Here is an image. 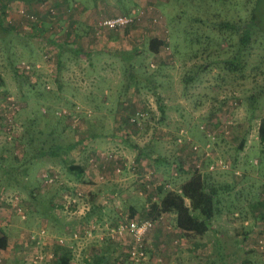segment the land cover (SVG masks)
Listing matches in <instances>:
<instances>
[{"label": "rangeland", "instance_id": "374dc122", "mask_svg": "<svg viewBox=\"0 0 264 264\" xmlns=\"http://www.w3.org/2000/svg\"><path fill=\"white\" fill-rule=\"evenodd\" d=\"M53 1L49 0L45 7H52L59 13L61 9L59 8V11ZM82 2L85 9L89 10V13L83 14H89L94 21L99 17L125 13L133 7L132 0ZM146 2L151 4L152 13L161 16V22L158 26H152L149 20L145 19L133 34L128 32L132 37H129L130 47L127 49L133 51L139 46L141 52L134 50V55L129 58L121 57L119 52H116L118 55L114 54L113 49L112 54H107L108 56H98V61H104V69L109 71V74L100 75L101 79H96V86L110 83L117 87L118 84L123 86L127 83L132 87L131 90H119L128 101V105L121 108L117 105L102 107L101 101L105 93L101 88L91 92L92 104L88 103V97L85 96L90 91L81 89L75 91L74 95L73 89L80 87L76 86L77 79L73 81L70 78L74 76V72L69 73L70 67L74 70H85L88 66H82L85 63L75 59L68 52L63 53L62 70L56 82L51 80L52 77L49 80L43 70L31 78L26 76L28 79L17 75V65L22 61L38 58L39 50L43 46L18 32L0 36V75L4 81V85L0 87V149L3 148L7 156V161H0V166L9 167L20 163L25 147H21L15 140H18L25 130L37 134L44 143L52 139L48 133L55 128V144L78 143L66 156L68 163L85 165L87 168L90 155L102 153L104 160L108 154L113 155V161L109 159L100 164L105 166L101 174L106 175V182H100L99 172L91 169L83 180L69 185L65 183L68 176L63 164L57 156L50 154L48 144L44 145V156L37 163L30 165L27 179L22 178L21 187L18 189L21 196L20 206L26 220L21 221L11 206L3 203L2 208L0 207V233L10 238V252L8 256L0 257V264H16L24 260L27 253L41 254L48 263L54 262L56 238L68 235L91 221H95L100 229L92 238L81 241L78 248L72 243L74 256L71 262L118 264L126 258L130 239L125 236L119 242L113 241L107 227L113 229L124 218L155 221L154 228L145 237L147 258L142 264H239L244 258L239 242L241 239L238 240L236 236L242 230L241 223L240 220H233L231 211L242 210L252 221L253 214L260 208H251L250 203L257 194L259 183L264 181V154L257 138L258 125L264 117V95L257 96L259 91L264 89V41L261 38L252 43L244 57L243 68L233 72L226 65L228 61H233L236 53L233 48V36H230L228 31L218 32L217 27L222 21L233 23L246 19L250 12L247 0ZM9 6L5 24L15 27L14 22L19 19V6ZM45 18L48 17L44 13L43 19ZM10 21L12 25L9 24ZM77 30L84 38L79 42L80 45L87 49L91 31L85 26H79ZM165 35L168 36V50L163 49L157 56L149 54L148 41L153 37L163 39ZM110 37L108 38H117L114 35ZM237 40L235 37L234 42ZM201 65H206L205 70L198 73ZM195 74L196 79L185 86L184 79ZM43 81H47L49 90L45 88ZM35 83L37 85L33 86ZM57 83L62 85L60 93L57 91ZM75 96V104L90 109L92 116L84 118L81 114L82 126L73 130L65 119L55 114V111L60 108L71 109L75 105L71 103V97ZM253 96L258 97L256 102L252 101ZM157 99L165 109L162 121L157 110ZM5 101L14 102V109H3ZM42 108L48 113L46 117L42 116ZM106 108L111 115L119 114V124L115 122V118L100 119ZM138 111L146 115L141 130L126 124L128 116ZM227 121L232 125L226 126ZM5 123L12 124V128L6 130L9 136L13 137L11 139L5 135L1 126ZM181 128L188 132L193 141L201 145L206 143L201 130L208 131L213 139L211 143L215 147L213 152L216 156L229 160L236 158V165L244 176V180H236L230 173L217 176L218 185H229L232 189L222 194L220 214L208 233L202 237L182 235L173 226V215L157 213L152 207V198L157 197L156 194L160 193V190H153V185L145 195L138 194L144 175L151 177L153 184L161 181L163 177L169 181L170 166H182L185 164L184 160L192 156L189 149L178 147L173 140ZM112 133L115 137H106ZM93 135L101 137L94 139ZM242 138L246 139L245 154H240L245 150L236 151ZM136 147L143 149L149 156L141 165L132 162L136 157ZM14 156L17 160H13ZM121 156L123 160H120ZM254 160H257V165L252 164ZM47 167H53L58 172L63 187H40L38 174ZM115 167L121 169L120 174H114ZM149 172L153 174L149 175ZM186 173L187 175H183L179 180V185L188 179L190 172ZM24 185H27L25 189ZM2 186L4 182L0 179V191L3 190ZM71 188L80 189L87 196L91 206L90 217H70L60 209L49 213L46 205L52 199L58 200L62 193ZM5 191L7 192L4 194L15 192L10 188ZM41 229L48 234V243L45 246L36 242L30 243V236L37 234ZM66 245L68 247L71 243ZM96 257L102 258L101 263L97 262ZM245 257L252 259L254 263L264 264V255L254 253Z\"/></svg>", "mask_w": 264, "mask_h": 264}, {"label": "trees", "instance_id": "16d2710c", "mask_svg": "<svg viewBox=\"0 0 264 264\" xmlns=\"http://www.w3.org/2000/svg\"><path fill=\"white\" fill-rule=\"evenodd\" d=\"M47 0H0V36L3 34H9L11 32L15 33L18 32L17 29L13 26H10L8 24H5V18L7 16V9L10 7V4H18L22 5L27 10L34 12L35 8H37L39 5L45 4ZM248 4L250 5V12L248 14V17L242 21L238 22H220L218 24L217 30L218 32L228 31L230 36H233V48L236 49V53L233 57V61H228L226 65L228 68L233 72L241 71L243 68L245 61L244 57L246 55L247 50L249 49L250 45L258 39H263L264 41V0H247ZM40 16V14H39ZM50 18H45V22H43L41 29H39L37 34L29 35L27 37H32L33 39H41L42 41H39L36 39L37 42H39L41 45L42 42H45L47 44H52L55 47L56 50V61H57V72H56V78H59L60 72L62 70V65H60V58L62 54L64 53V50L61 49L60 41L58 42L55 38V31L54 28L49 27V25L45 24L46 22H49ZM49 32L48 34H43V32ZM19 34V32H18ZM48 35V36H46ZM237 37L238 40L235 43L234 38ZM168 42H166L165 38H159V37H153L148 41V53L157 56L160 55L162 50L165 49ZM168 47V46H167ZM206 65H201L198 68V73L205 70ZM17 75H20L24 77V79H28L26 76L21 73L18 68ZM196 74L191 75L184 79L183 84L187 86L188 84L192 83L196 79ZM4 85V81L2 79V76L0 75V87ZM37 83L33 84V86H36ZM264 95V89L259 91L257 96ZM258 97L253 96L252 101L256 102ZM158 101V107L157 110L160 114V120H163V116L165 113L164 107L161 105L160 100ZM48 113L42 115L43 117H46ZM134 115V114H133ZM130 116H128L126 120V124L131 125L132 127H135V125H132L129 123ZM2 118H0V121ZM34 122V121H32ZM128 122V123H127ZM32 125V123H30ZM4 128V133L7 137L10 139L13 138L9 136L6 130H9L12 128V124L10 125H1ZM144 126V124H143ZM55 128L49 131L48 135L52 136L51 140H48L43 143L42 140H40V137L35 135L33 132L31 133L28 130H25L21 136L18 138V140H15L21 147H25V153L22 156V159L20 161V165H14V166H0V179L1 182H4V186H2V189L0 191V195L4 194L6 188H10V190L15 191L16 194L21 197L18 194V189L22 182V178L27 179V176L29 174V167L30 165L37 163L39 159H42V156L45 154V149L43 148L44 145L48 144V150H50V154L52 156H57L60 160V162L63 164L67 174H69L72 177L75 178H82L85 175L86 167L85 165H77L76 163H68L66 161V156L68 153L77 146L78 143H73L69 145H64L62 143H56L55 135ZM201 132L206 135L205 130H201ZM178 131L173 137V140L175 136L177 135ZM47 135V136H48ZM56 136V135H55ZM257 137L259 140V144L262 147V154H264V117L260 119L258 130H257ZM16 139V138H15ZM209 141V138L207 137V140ZM175 142V140H174ZM246 139L242 138L240 140L239 146L236 149L237 152H241L244 148ZM50 143V144H49ZM176 144V143H175ZM23 145V146H22ZM27 145V147L25 146ZM180 148H187L188 146H179ZM136 152L140 157L143 158H149V156L144 152L141 151L138 147L135 148ZM190 154V153H189ZM191 155V154H190ZM7 156L5 154L4 149H0V161H7ZM13 160H17V157H12ZM194 156H190L187 158L188 162L190 163L189 166L186 167V159L184 160V165L178 166L176 164L171 165V169L169 172V181L173 183V185H177L179 183V180L183 175H187L186 171L190 172V175L188 179L181 183L179 185L181 192H169L168 190L164 189V181L165 178L161 179V181H157L153 184V190H160V193L156 194L157 200L153 202V208L156 209L158 214H169L174 216V228L180 232L184 236H196V237H202L208 231L211 229L212 223L215 221V219L220 214L219 212V206L221 204V196L223 193L228 192L232 189V186L229 187V185H218V181H216L217 176L220 175H226L229 173H224L221 171H216L212 173L207 172H200L197 169L193 167L191 164L193 162ZM89 159V158H88ZM233 162L236 164V158H233ZM88 164V160H87ZM21 167V168H20ZM46 169V168H45ZM44 170V169H43ZM42 171V170H41ZM40 171V173H41ZM185 171V172H184ZM176 173L177 176L174 177L173 173ZM40 173L38 174V181L40 182V187H53L55 185L64 186L63 182L61 181V177L59 182H57L54 185L51 186H44L43 180L40 178ZM242 173V172H241ZM60 176V175H59ZM173 177V178H172ZM238 180H244L243 173L240 177H237ZM28 185V184H27ZM27 185H24L23 188L25 189ZM61 187V188H62ZM14 188V189H13ZM141 189L143 190V187L141 186ZM264 189V184L262 182L259 183V187L257 188V194L254 196L253 202L250 203L251 208H261L264 210V200L262 199L261 193ZM68 191H74L73 188ZM14 192V193H15ZM146 192V190H144ZM34 194V193H33ZM63 194V193H62ZM61 194V195H62ZM34 196V195H33ZM148 196V195H147ZM59 199H61V196H59ZM57 200L52 199L46 207L51 211L49 213H53V210H55V204ZM19 204L21 205V198L19 200ZM55 212V211H54ZM238 213L239 217H235L234 214ZM90 214V213H89ZM87 215V217H90V215ZM231 214L233 215V220L237 219L240 220V222L251 219L248 218L244 214L242 210L233 209L231 211ZM263 214V213H262ZM255 215H253V218ZM85 218V219H86ZM261 218L264 220V214L261 215ZM242 230L239 231L236 236L238 237V240L241 239L240 242V248L244 252V258L241 260L239 264H257L254 263V261L250 258L245 257L249 254H260L264 255V253L257 252L254 249L247 248L243 245L242 235L246 236L248 232V228L244 227L243 224H241ZM66 236V235H63ZM9 245V239L6 235H2L0 233V251H4L7 246ZM60 251V252H59ZM59 254V255H58ZM73 251L72 249L69 250V248H59L57 246V250L54 254V262L56 264H69L70 261L73 258ZM101 259L99 257H96V260H98V263H101ZM25 261V260H24Z\"/></svg>", "mask_w": 264, "mask_h": 264}, {"label": "built area", "instance_id": "2783aa9c", "mask_svg": "<svg viewBox=\"0 0 264 264\" xmlns=\"http://www.w3.org/2000/svg\"><path fill=\"white\" fill-rule=\"evenodd\" d=\"M40 12H42V14H40ZM152 12L153 8L151 4L148 3V5L133 7L129 9L128 12L116 16L99 17L94 21L91 34L95 38H101L105 35L116 34L126 29H134L141 25L145 19L149 20L150 25L158 26L161 22V16ZM44 13L48 18H50V20H55L57 18L56 16H59V13L54 8L48 6L45 7V4L39 5L37 10L34 12H31L22 5H19L17 9L19 19L17 22H14V26L21 35L32 36L37 34L39 29H41L43 22H45V19H43ZM9 24L12 25V21H10ZM51 27L54 28L55 25H51ZM164 32L167 34L166 30ZM164 38L166 42H168V36L165 35ZM37 40L42 41L41 39ZM42 43L43 47L40 51V59L22 61L17 65V68L28 78H31L33 75H38V73L43 70L46 72L45 75L49 77V80L50 77H52L51 80L56 82L57 59L55 47L52 44H47L45 42ZM165 50H168V47H166ZM45 65H48V67H45ZM151 67H153V65H151ZM44 82L45 88L49 90L50 87L47 85V81H43V84ZM14 107L15 103L11 101L8 103L5 101L3 105V109H8L9 111L13 110ZM41 111L44 114L47 112L44 108H42ZM55 114L59 118L65 119L70 128L75 130L77 127L79 128L82 126L81 123H83V121L82 118H80V115L82 114L84 118L85 116L90 118L92 116V111L75 104L71 109L60 108L55 111ZM145 116L144 112L138 111L134 115L130 116L129 123L135 125L138 130H141L143 128V120ZM5 124L8 125L9 123ZM228 125L232 124L227 121L226 126ZM223 132L227 133V131ZM207 134L208 131H206V135ZM207 137L209 138V141H207L204 145L198 144L188 136V132L185 129L181 128L178 130L174 140L176 145H186L189 147L190 154L194 156V160L191 164L198 171L207 173L221 171L224 173H230L232 176L234 175V177H240L242 175L241 170L237 168L233 159L229 160L224 157L216 156L213 152L215 147L211 143L213 139L210 134H208ZM103 157L104 155H102V153H100V155L96 153L90 155L88 159V167L99 172L98 180L100 182H106L108 180L105 174H101V171L105 168V166H100V164H104L105 161L109 159L110 161H113V155L111 154H108L105 160ZM189 165L190 163L186 158V167ZM253 165H257V160H254ZM114 172V174H120L121 169L119 167H115ZM151 173L152 172H149L148 174L151 175ZM173 176L176 177L177 174L174 172ZM40 178L43 180L44 186L54 185L60 180L58 172L53 167H47L42 170ZM141 183L143 190L141 189L138 194L143 196L145 195L144 190H146V193L151 190L153 179H151L148 175H144ZM163 187L169 192H181L179 185L175 186L170 181H164ZM261 196L264 200V189ZM19 200L20 197L16 193L2 194L0 195V207L2 208L3 203L7 204L6 206H11L13 210H15L19 219L21 221H25L26 215L19 204ZM155 200H157V198L153 197L152 201L154 202ZM59 209L70 217L75 216L79 219L86 217L91 212V206L88 198L80 189H75L73 192L68 191L63 193L61 195V199H58L55 204V210L58 211ZM234 216L239 217V214L235 213ZM253 219L254 220L252 221L247 219L240 222L244 225V227L249 226L247 235H242L243 245L247 248L254 249L257 252L264 253V220L261 218V214H257V216ZM154 226L155 221L153 219L134 220L124 218L118 225L113 227V229H109L107 227V230H109V236L113 241L115 240L119 242L120 239L123 240L125 236L130 239L126 251V258L125 260L118 262V264H142L146 260L147 247L145 245V237L154 228ZM99 229V225L95 221H91L87 225L81 226L78 230L66 236H58L55 243L59 248H70L74 251L72 243L76 244L78 248V246L81 245V241L92 238L93 234L97 233ZM100 238L102 239V236H100ZM29 240L30 243L36 242L37 244L45 246V244L49 241V236L44 229H41L37 234L31 235ZM66 242L71 243V245L67 247ZM27 254V257L24 260L28 261L29 264L42 263L45 259L41 254ZM50 258H52V255H50Z\"/></svg>", "mask_w": 264, "mask_h": 264}, {"label": "crops", "instance_id": "0c3cea01", "mask_svg": "<svg viewBox=\"0 0 264 264\" xmlns=\"http://www.w3.org/2000/svg\"><path fill=\"white\" fill-rule=\"evenodd\" d=\"M48 1L49 0H47L45 2L46 5H47ZM146 1L147 0H132V3H133L132 6L136 7V6L148 5V3ZM155 1L156 0H152V3H155ZM148 2H151V0H148ZM53 3H55L58 10L60 8L61 11L59 10L60 11L59 16L55 20H49V22H51L52 24H50L48 22H46L45 24L49 25V27H51V25H55V27H54L55 38L57 39L58 42L60 41L61 49H63L64 52H68V54H71L72 56H74L75 59L78 58V59L82 60V63H85V64H82V66H88V69H85V70H83V68H81V69L75 68L76 70H74L73 67H70L71 71L69 73L74 72V76H72L70 78L73 81H75V79H77L78 82L76 83L77 84L76 86L80 87V89H73L74 95H76L75 91H77V90L84 89V90L90 91L89 93H86L85 96L88 97L87 98L88 103L92 104L91 101L93 100V96H92L91 92H94L93 91L94 89L101 88L103 90V92L105 93V95L103 96V99L101 101L102 107H110L111 105H117L119 108H121V107L128 105L127 99H125L124 96H122L119 93V90H124V91H126V89L131 90L132 89L131 85L124 83L123 86L122 85L119 86V84H118L116 87V86H112L110 83L103 84V86H101V85L96 86L95 84H96V79H99V80L101 79L100 75L106 76L107 74H109V71L104 69V61H102V60L98 61V58H100L98 56H101V55L108 56L107 54H112L113 49L115 52L114 54H117L116 52H119L120 53L119 55L121 57L128 56L129 58H131V56L134 55L133 54L134 50L136 52H141L139 46H137V48H135L133 51H131L130 48L127 49L128 47H130L128 45L129 41H131V39H129V37H132V35L128 34V32L130 31V33L133 34V32L136 31V28L126 29V30L118 32L116 34L105 35L101 38H95L92 36V34H90L91 35L90 41L92 43H90V41H89L88 45H87L88 46L87 49H83V46L80 45L79 42H81L84 38L80 36V33L78 32L77 29L79 26H85V27H87V29L89 31L92 32V27L94 24V18L90 17L89 14L88 15L83 14V13H87V12L89 13V10L85 9V7L82 5V3H83L82 0H54ZM72 5H73V7H72ZM133 7H131V8H133ZM126 12H128V11H126ZM48 33L49 32H47V30L45 32H43V34H48ZM111 35L117 36V38L109 39V38H111L110 37ZM46 36H48V35H46ZM30 38H32V37H30ZM36 39H33V40H36ZM110 50H112V51H110ZM116 50H119V51H116ZM40 51H41V49L39 50V52ZM92 58L95 60L93 61ZM39 59H40V53L38 55V58H36V59L34 58L33 60H39ZM60 60H61L60 65H62L63 54H62ZM93 64H94V66H93ZM98 76H99V78H98ZM79 78H82L83 82ZM105 80L106 79H103V81H105ZM58 82H59V80H58ZM57 91H59V93L62 91V85L59 83H57ZM75 101H76V96L74 98L71 97V103L75 104ZM104 112L105 113L100 115L101 120H103V119L107 120V119L115 118V122L117 124H119V122H121V120H119V114L111 115L110 113L107 112V108L105 109ZM208 134L207 135L203 134V136L206 140H207ZM92 137L94 139H97V138L101 137V135H93ZM92 137H90V138H92ZM106 137L113 138V137H115V134L114 133H112L110 135L107 134ZM245 146H246V144H245ZM139 149L141 151H143V149H141V148H139ZM243 150H245V151H243L240 154H245L247 151V147H245ZM135 152H136V150H135ZM122 153H124V152H122ZM134 156H136V157H134L132 162H135V165H141L144 162H146L147 159H149V158L140 157L137 152ZM120 158H121L120 160H123L122 156ZM251 161H253V160H251ZM251 161H250V163H251ZM252 164H253V162H252ZM237 168L239 169V167H237ZM89 170L91 171V169L87 165V168L85 170V172H86L85 174H88ZM241 172H242V170H241ZM67 176L68 177H66L65 183H67L69 185L76 184L80 180H83L85 178V175L82 178H75V177L70 176L69 174H67ZM234 178L236 180H238L237 177H234ZM262 183L264 184V181ZM75 189L76 188H74V190ZM257 210L258 211H256L253 215L257 216V214L258 215L264 214V210H262L261 208H259ZM49 211H51V210L49 209ZM53 212H54V210H53ZM53 215H55V214H53ZM8 239H10V238H8ZM9 245H10V243H9ZM9 245L7 246V248L4 251H0V257H2L4 255L8 256V254H9L8 252H10ZM61 249H63V248H61ZM69 250H71V249L69 248ZM4 252H6V253H4ZM18 262L16 264H19V263L20 264H29L28 261H24V260L20 261L19 263ZM43 262H44V264H56V262L48 263V261H45V259ZM69 264H73V263L70 261Z\"/></svg>", "mask_w": 264, "mask_h": 264}]
</instances>
